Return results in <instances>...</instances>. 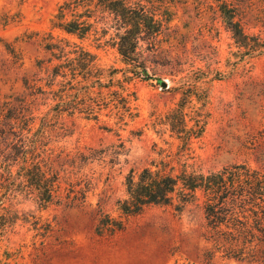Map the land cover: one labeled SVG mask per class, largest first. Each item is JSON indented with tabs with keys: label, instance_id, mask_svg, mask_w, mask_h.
I'll list each match as a JSON object with an SVG mask.
<instances>
[{
	"label": "rangeland",
	"instance_id": "rangeland-1",
	"mask_svg": "<svg viewBox=\"0 0 264 264\" xmlns=\"http://www.w3.org/2000/svg\"><path fill=\"white\" fill-rule=\"evenodd\" d=\"M64 1L0 0L1 97L47 89L57 63L49 61L52 44L83 46L94 54L95 65L111 74L120 69L115 76L123 78L128 67L118 51L115 15L96 12L94 26L79 38L53 25ZM142 1L162 15H149L153 22L143 28L138 46L136 69L141 73L144 67L148 76L128 73L136 117L119 125L112 106L102 105L97 119L75 114L54 120L50 146L56 163L62 150L91 147L105 149L104 156L82 166L80 174L93 181L83 200L65 191V182L61 200L47 207L35 194L13 198L18 219L0 236V264H264L216 251L207 239L201 196L182 209L177 202L149 206L122 229L99 232L103 216L120 218L116 202L126 196L129 171L159 159L163 150L172 153L177 169L185 148L189 171L243 162L264 169V0ZM225 2L236 4L240 15H222ZM70 19L71 12L65 16ZM231 19L241 23L246 37L235 35ZM38 102L46 111L47 102ZM4 137L0 145L16 143Z\"/></svg>",
	"mask_w": 264,
	"mask_h": 264
},
{
	"label": "trees",
	"instance_id": "trees-1",
	"mask_svg": "<svg viewBox=\"0 0 264 264\" xmlns=\"http://www.w3.org/2000/svg\"><path fill=\"white\" fill-rule=\"evenodd\" d=\"M80 8H85V12L79 13ZM100 10L115 15L112 21L119 26L118 51L128 67L123 78L115 76L120 69L111 74L102 64L95 65L94 54L83 46L52 44L48 47L49 61L57 63L49 72L47 89L41 95H0V135L16 140L0 145V236L18 219L10 205L15 196L35 194L41 205L47 207L61 200L63 182L68 185L65 191L75 193L76 199H85L91 189L93 181L80 174L82 166L100 160L105 149L86 147L66 153L62 150L56 163L51 156L54 148L50 146V126L55 119L75 114L97 119L102 105L112 106L119 125L136 117L127 93L126 85L133 79L128 73L148 76L144 67L141 73L136 69L141 67L137 64L138 46L143 40V28L153 22L149 15L162 12L142 0H65L53 25L84 38L94 26L92 17ZM220 11L222 15H240L237 5L228 2L220 4ZM70 12L74 19L65 20ZM229 24L235 35L247 36L239 21L231 19ZM39 98L47 102L46 111L39 109ZM179 112L185 121V113ZM189 135H193L192 129ZM186 150L182 149L177 156L180 169L174 164L172 153H164L165 150L159 152V159L139 171L132 168L125 179L126 196L116 202L120 218L106 214L99 222V232L122 229L126 220L149 206L177 202L182 209L201 196L207 239L216 251L238 259L264 261V169L243 162L206 173L189 171L184 160Z\"/></svg>",
	"mask_w": 264,
	"mask_h": 264
},
{
	"label": "water",
	"instance_id": "water-1",
	"mask_svg": "<svg viewBox=\"0 0 264 264\" xmlns=\"http://www.w3.org/2000/svg\"><path fill=\"white\" fill-rule=\"evenodd\" d=\"M161 84H162V86H164V87L168 86V83H167L166 80H163V81L161 82Z\"/></svg>",
	"mask_w": 264,
	"mask_h": 264
}]
</instances>
